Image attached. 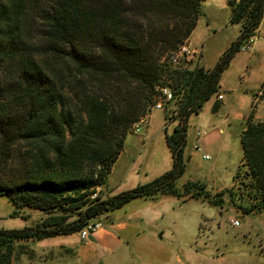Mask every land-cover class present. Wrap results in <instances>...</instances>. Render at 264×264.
I'll list each match as a JSON object with an SVG mask.
<instances>
[{
  "label": "trees",
  "instance_id": "trees-1",
  "mask_svg": "<svg viewBox=\"0 0 264 264\" xmlns=\"http://www.w3.org/2000/svg\"><path fill=\"white\" fill-rule=\"evenodd\" d=\"M204 1L0 0V195L16 215L44 213L35 226L0 229V253L15 241L79 233L135 198L189 194L191 183L183 193L175 183L186 171L190 117L220 92L223 73L264 19V0H230L239 37L216 66L175 65ZM162 85L174 95L165 105L176 123L165 128L172 169L121 194H97ZM241 147L251 181L244 209L264 213V121L246 122Z\"/></svg>",
  "mask_w": 264,
  "mask_h": 264
},
{
  "label": "rangeland",
  "instance_id": "rangeland-1",
  "mask_svg": "<svg viewBox=\"0 0 264 264\" xmlns=\"http://www.w3.org/2000/svg\"><path fill=\"white\" fill-rule=\"evenodd\" d=\"M229 1L230 0H228V3ZM235 1L238 2L239 0ZM205 2L206 0L204 3ZM203 10L202 6V15L200 16L201 25L194 32L193 36L194 44L197 46L199 54L191 53V61L182 63V66L188 69H193L197 64L201 66V54H203L204 65H216L221 58H219L220 52H222V56L226 50L231 47V42L239 37L240 27L231 23L230 11V21H227L225 25L223 23L221 33L215 35L219 41L215 47H211L213 38L209 41L206 39V25L205 18L203 17ZM258 37L264 40V19L259 30L256 31L255 35L251 38H254L256 42ZM186 46L192 51L190 47V38L186 42ZM251 51H240L238 53L239 55L231 68L232 82L235 81V83L241 84L237 77V73L243 68L244 61H247L248 53ZM246 85H249L250 88L253 89V92H256L253 94L255 98L258 100L264 98V84L261 86L260 82L251 81L246 82ZM214 96L218 99L219 96H222V93H216ZM222 100L218 99L219 102ZM258 106L259 104H253L250 107L249 114L243 121L234 123L229 129H224V133L221 135V148L218 149L216 146L208 148L211 159H203V152H198L194 145V143L197 142L196 131L204 129L200 125V121L194 116L195 120L188 129V153L191 154L192 158L185 154V174L175 183V188L182 193L184 192L185 185L191 183L192 186L190 187L189 194L183 198H178L174 195H161L154 199H146L152 201L166 197V199H163L161 202L154 201L151 203L150 207L152 210L148 211L151 215L147 213L143 214L145 219L151 222L149 225L142 224L143 226H141V228L143 229H140V232L147 234L153 227H162L165 236L163 240L158 243H161L165 248H172L173 246L179 247L187 242L196 243L200 246L199 255L196 258L194 256L192 258H187L185 256L183 258V264H264V213L246 212L244 209V206L248 205L251 201L249 196L251 181L250 177L247 175L246 160L241 147L242 129L245 127L246 122L248 120L255 121V123L264 121V104L259 108ZM153 111H155V116L150 122L149 119ZM204 113H206V110H203V114L199 117V120L203 118ZM145 117L147 120L141 126L140 132H134V126L137 122L134 123L130 127L126 141H124L122 154L124 152L125 154L122 159L118 160L117 164L121 174L125 168L130 167L131 160L137 159L140 153L143 154L144 157L156 153L157 162L161 166H166L174 161L173 154L166 143L165 129L163 130V111H160V109L153 110L151 107L150 112ZM172 129L173 126H170L168 128V133H171ZM70 139H72L71 134H69V140ZM214 163H218L217 166H213ZM114 177L118 178L119 176L117 174L116 176L114 175ZM127 185L128 184L124 187ZM96 193L101 194L103 197L116 195L108 185V178L107 185L103 188L97 187ZM96 193L91 199L96 197ZM176 198L181 205H183L182 209L186 211L185 213L187 215V218L180 226H176L175 223H171L172 225L170 224V219L173 218V215H177L178 213L177 210L172 212L174 209L179 208ZM138 202V199L135 198L122 209H117L104 216H98L90 222H101L104 226L105 217L108 215H113V217L117 216L118 219L125 220L130 217L129 213L127 214L126 212H130V208ZM9 206L12 207V204L7 196L4 194L0 195V228L5 226L9 228L28 226V220L15 217L16 214H13ZM32 211L35 210H23L22 213L17 214V216L33 213ZM39 212L40 214L32 216L25 215V217L31 218L33 226L41 220L44 214L41 211ZM230 219L239 220L242 222V226L240 228H233L230 225ZM138 223L139 222H136L135 224L138 225ZM124 235L127 236L128 233L125 232ZM143 247H149L150 249L149 242L144 244ZM154 247H156L157 250H163L159 249L157 243ZM0 257L3 259L0 264H36L40 258L43 261L48 259V256L45 254L44 257H38L36 250L33 249L32 241L24 240L15 241L11 245L4 246L0 253ZM150 264H161V262L154 260L151 261Z\"/></svg>",
  "mask_w": 264,
  "mask_h": 264
},
{
  "label": "crops",
  "instance_id": "crops-1",
  "mask_svg": "<svg viewBox=\"0 0 264 264\" xmlns=\"http://www.w3.org/2000/svg\"><path fill=\"white\" fill-rule=\"evenodd\" d=\"M203 9V17L205 18L206 25V39L209 41L213 38L211 47H215L219 41L215 35L221 33L223 23L225 25L227 21H230L231 10L228 7V0H206ZM222 13L224 17L222 16ZM200 25L201 17L198 20L197 28L193 30L190 36V47L194 54H199V50L194 44L193 36L194 32ZM233 42L234 41L231 43ZM221 53L222 52L219 54V58L221 57ZM238 55L239 54H236L234 56L229 68H227L222 75L220 93H222L223 100L219 102L217 97L213 96L212 99L203 106L199 114L197 113L190 117L188 129L195 120L194 116H196L195 118L200 121V125L204 128L197 130L202 132V136L199 140L197 139L196 143H194V145L198 144L200 147V151L198 152H203V159H205V155L210 156L208 153L209 147L216 146L218 149L221 148V135L224 133L225 128L229 129L234 123L243 121L249 114L250 107L253 104H259L258 108L264 104V98H261V100L255 98L253 94L256 92H253V89H251L249 85H246V82L251 81L260 82L261 86L264 84V40L258 37V40L254 43V49L248 53L247 61H244L243 68L237 73V77L241 84L231 81V68ZM200 58V64L205 69H211L216 66L204 65L203 54L200 55ZM216 104L217 107L214 108V105ZM203 110H206V113H204L203 118L199 120V117L203 114ZM160 111H163L164 115L163 130L165 127L168 129L170 126H173L174 128L176 123H169L166 119L165 110ZM154 116L155 111H153L149 119L150 122L153 120ZM256 117L258 118L257 115ZM188 144L189 134L188 142L185 147V154L192 158L191 154L188 153ZM124 154L125 152L118 160L122 159ZM118 160L108 178V185L113 190L114 194H121L137 187L138 185H145L164 175L167 171L172 169L173 166V163L167 164L166 166L159 165L156 153L150 154L148 157H144V155L140 153L137 159L131 160L130 167L125 168L121 174V172H119L120 168L117 166ZM217 164L214 163L213 166H217ZM117 174L119 177L115 178L114 175L116 176ZM126 184L128 185L124 187ZM137 199L139 202L130 208V212H126L127 214L129 213L130 217L125 220H120L117 216L113 217V215H108L105 217L103 228L91 234L85 241L80 239L78 235L79 233L66 236L58 235L44 240L32 241L33 249L36 250L38 257H44V254L48 256L46 261H43L40 258L36 264H150L151 261L154 260L161 262V264H183V258L185 256L187 258H192L193 256L196 258L199 255L200 246L196 243L187 242L179 247L173 246L172 248H165L161 243H158L163 240L165 236L162 227H153L147 234L140 232V229H143L141 228V226H143L142 224L149 225L151 222L150 220L145 219V216L143 215L145 213L151 215L150 212H148L152 210L150 207L151 203L154 201L161 202L163 199H166V197L152 201L142 198ZM176 201L179 208L174 209L172 212L177 210L178 213L177 215H173V218L170 219V224L175 223L176 226H180V224H183L184 220L187 218V215L185 213L186 211L182 209L183 205H181L177 198ZM9 207L14 214L15 207L13 205L12 207ZM32 212L33 213H26L25 215L32 216L40 214L39 211ZM15 217L25 219L21 217V215H16ZM27 220L29 222L28 226L10 228L5 226L0 229L15 230L33 226L31 218H28ZM136 222H139L141 225L139 223L138 225L135 224ZM241 226L242 222H240L238 228ZM125 232L128 233L127 236L124 235ZM148 242L150 244V249L149 247H143V245ZM156 243L158 244L159 249L163 250H157V248L154 247L156 246Z\"/></svg>",
  "mask_w": 264,
  "mask_h": 264
},
{
  "label": "built area",
  "instance_id": "built-area-1",
  "mask_svg": "<svg viewBox=\"0 0 264 264\" xmlns=\"http://www.w3.org/2000/svg\"><path fill=\"white\" fill-rule=\"evenodd\" d=\"M254 38H250L240 49L241 52H248L251 51V49H253L254 46ZM194 54L192 51H190L189 47H187L186 45L183 46L182 48H179L173 55H172V62L175 65L181 64V61H185V62H190L191 61V57L190 55ZM158 91H159V97L157 99V103L154 104V106L152 107V109H160V110H165V105L173 102L174 101V95L171 91V89L168 86H159L158 87ZM219 100H222L223 97L219 96L218 97ZM146 117L143 118L142 120H140L139 122H137L134 126V132L135 133H139L141 126L146 122ZM196 136L197 139L199 140L202 136V132L197 131L196 132ZM197 151H200V147L198 144L195 145ZM205 159H210L211 157L209 155H205L204 156ZM230 225L233 228H238L240 226V221L239 220H233L230 219ZM103 228V224L101 222H90L87 224V226L79 232V237L82 241H85L88 239V237L93 234L94 232H96L97 230H101Z\"/></svg>",
  "mask_w": 264,
  "mask_h": 264
}]
</instances>
